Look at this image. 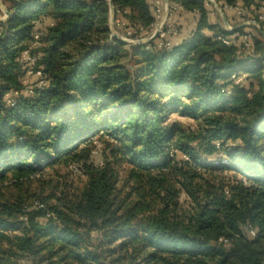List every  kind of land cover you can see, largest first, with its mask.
Returning <instances> with one entry per match:
<instances>
[{"label":"trees","instance_id":"trees-1","mask_svg":"<svg viewBox=\"0 0 264 264\" xmlns=\"http://www.w3.org/2000/svg\"><path fill=\"white\" fill-rule=\"evenodd\" d=\"M2 1L0 187L71 165L85 183L45 208L0 199V264H264V0H216L255 35L212 22L206 0H168L194 30L131 48L132 70L107 0ZM110 2L129 29L154 27L155 0ZM35 34L43 85L8 107Z\"/></svg>","mask_w":264,"mask_h":264},{"label":"rangeland","instance_id":"rangeland-1","mask_svg":"<svg viewBox=\"0 0 264 264\" xmlns=\"http://www.w3.org/2000/svg\"><path fill=\"white\" fill-rule=\"evenodd\" d=\"M3 10H6L5 4L2 2ZM211 7L208 6L210 10ZM210 12V20L213 22H217L222 28V18H228L231 20L232 24L230 26L231 31L238 27H247L245 33L256 34V31L259 29L256 25L252 24L251 17L247 15V13L242 12L239 14L240 8L233 9L230 12L229 9H226V14L224 11L216 4V6H212ZM220 10V11H217ZM233 13V17L232 14ZM244 16V17H243ZM157 17V14H156ZM110 18V17H109ZM115 18L112 17V22H109V29L113 35V38L125 44V50L128 53V57L123 59V64L129 69L133 68V60L130 56L131 48L137 46L136 42H145L148 40L150 36V32L144 31H136L135 29H129L124 22L118 25L115 23ZM161 20L156 19V25H159ZM196 20L193 16L188 15L185 16L183 14L173 15L171 18L170 26L173 27L177 31V35L175 37H171L172 42H177L180 38H187L192 31L194 30ZM240 24V25H237ZM39 80L36 77H25L23 79L24 87L26 88H35L38 85ZM170 123L177 122L181 126L185 128L194 129L195 124L193 121L178 116L177 114H172L169 120ZM233 147V146H227ZM93 162L98 164L101 160L99 155L100 148H97L94 151ZM179 158H181L179 156ZM85 183V178L81 175H76L71 172L70 169H66L63 166H55L54 168L44 169L42 173L38 174L32 181L23 184L21 188H16L12 183L8 182L5 185L0 187V199H10L14 200V198H22L25 203L26 208L28 210H32L34 208L33 204L35 202H39L43 205V208L47 205H53L55 203L54 199L47 200L50 195H55V197L59 198L62 194L72 195L73 193H77L81 190ZM182 199V198H181ZM37 221L43 223L44 219L39 217ZM94 237V236H93ZM95 238V237H94Z\"/></svg>","mask_w":264,"mask_h":264},{"label":"built area","instance_id":"built-area-1","mask_svg":"<svg viewBox=\"0 0 264 264\" xmlns=\"http://www.w3.org/2000/svg\"><path fill=\"white\" fill-rule=\"evenodd\" d=\"M2 0H0V21L1 22H5L8 19V15H6L7 10H3L2 8ZM207 4L206 6H216V0H206ZM155 8H156V14L157 17L156 19H160V23L159 25H156L155 27H153L150 30V36L148 37V40H146L145 42H136L137 45L139 44H146L150 41H152L154 38L158 37V44L157 47L158 48H171V44L168 41V38L170 37H175L177 35V31L170 26V22H171V18L173 17L174 14L178 13L181 11V8L176 6V5H171L169 4L168 0H155ZM235 9H238V7H236ZM220 11V10H218ZM260 16H259V20L263 21L264 19V5L262 6V8L260 9ZM239 14L242 13V11L240 10L238 12ZM116 14H119L118 12ZM115 18V12L113 10V15ZM115 23L118 25L122 24V21L118 18H115ZM254 24V23H252ZM226 31H230L231 28L229 27L228 29H225ZM112 34V33H111ZM111 37L113 38V35H111ZM38 35L35 34L33 36V42L30 44V46L27 48L26 51H24L21 55V59L27 63L28 68L26 69V76L30 77H36L39 82H38V87H41L43 85V81L41 80V72L39 70H35L34 66L36 64V61L38 60L39 56L38 55H31L30 51L32 49H34L36 47V43L38 41ZM247 38L244 37L243 38V42H245L246 44ZM247 46V45H246ZM241 77H237L235 75L231 76V80L234 81L235 84H239L241 82ZM227 94L230 93V90L226 91ZM33 94V89L31 88H25L21 93H13L10 97H8L5 100V104L8 107H13L15 102L17 100H19L20 98H27L28 96H31ZM69 169L71 170V172L73 174L79 175L80 171L78 170V168L76 166H69ZM35 205L37 206V203H35ZM38 208H41V206L39 205ZM246 231L248 232L250 237H254L255 236V232L251 229V228H246Z\"/></svg>","mask_w":264,"mask_h":264},{"label":"water","instance_id":"water-1","mask_svg":"<svg viewBox=\"0 0 264 264\" xmlns=\"http://www.w3.org/2000/svg\"><path fill=\"white\" fill-rule=\"evenodd\" d=\"M107 2H108V5H109V22L111 23L112 22V15H113V6H112V3L110 2V0H107ZM6 15H8V13L6 12ZM9 16V15H8ZM225 25H226V28L228 29L229 28V26H228V24L225 22ZM254 25H256V24H254ZM260 32V34L264 37V33H262L261 31H259Z\"/></svg>","mask_w":264,"mask_h":264},{"label":"crops","instance_id":"crops-1","mask_svg":"<svg viewBox=\"0 0 264 264\" xmlns=\"http://www.w3.org/2000/svg\"><path fill=\"white\" fill-rule=\"evenodd\" d=\"M239 8V6H238ZM218 11V10H217ZM232 12V11H231ZM222 24H223V28L226 29V25H225V22L227 23L226 19L225 18H222ZM228 24V23H227ZM229 26V25H228ZM230 27V26H229Z\"/></svg>","mask_w":264,"mask_h":264}]
</instances>
